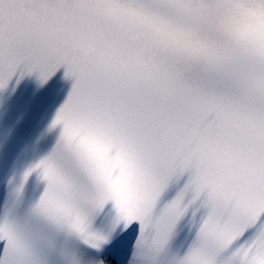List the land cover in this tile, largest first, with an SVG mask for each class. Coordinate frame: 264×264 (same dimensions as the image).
<instances>
[{
  "label": "snow or ice",
  "instance_id": "snow-or-ice-1",
  "mask_svg": "<svg viewBox=\"0 0 264 264\" xmlns=\"http://www.w3.org/2000/svg\"><path fill=\"white\" fill-rule=\"evenodd\" d=\"M60 69L0 264H264V0H0V92Z\"/></svg>",
  "mask_w": 264,
  "mask_h": 264
}]
</instances>
